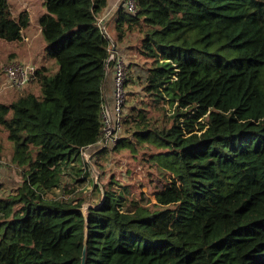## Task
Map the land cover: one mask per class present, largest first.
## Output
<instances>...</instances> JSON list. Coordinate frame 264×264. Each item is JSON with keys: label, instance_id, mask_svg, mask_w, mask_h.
Instances as JSON below:
<instances>
[{"label": "trees", "instance_id": "16d2710c", "mask_svg": "<svg viewBox=\"0 0 264 264\" xmlns=\"http://www.w3.org/2000/svg\"><path fill=\"white\" fill-rule=\"evenodd\" d=\"M44 1L40 25L59 71L36 67L30 84L41 94L26 89L0 103V131L22 176L0 196V264H82L84 253L85 264H264V0L116 9L117 40L141 34L138 53L151 61L144 97L168 125L158 128L130 90L128 133L115 150L155 147L145 160L163 185L155 203L124 210L111 182L87 217L83 198L47 195L76 159L78 180L91 173L81 149L102 135L112 42L98 18L110 0ZM29 25L27 11L15 17L0 0V39L21 41ZM3 147L0 138V156Z\"/></svg>", "mask_w": 264, "mask_h": 264}, {"label": "rangeland", "instance_id": "374dc122", "mask_svg": "<svg viewBox=\"0 0 264 264\" xmlns=\"http://www.w3.org/2000/svg\"><path fill=\"white\" fill-rule=\"evenodd\" d=\"M13 15H18L23 12H29L30 25L27 28V32L33 37L34 46L32 53L35 54L37 65L45 66L48 68L49 75L53 76L59 71V66L56 59L49 56L47 52V44L40 25V17L46 14V5L44 0H9ZM41 11L44 14L41 15ZM140 33H130L128 38L129 44L136 43V49L140 47ZM128 43V42H127ZM26 47L28 43H21L20 41H5L0 39V89L9 90L13 95L8 100L0 99L10 103L14 101L24 90L31 89L37 94H41V90L35 84H28L22 88H10L7 85V78L5 68L10 64L11 57L10 51H13L19 55L20 59L26 57ZM138 51V49H137ZM9 57V58H8ZM144 61H146L144 59ZM150 99L144 97L141 101L142 106L150 110L149 116L154 120H157L156 126L162 127L167 124L165 118L161 116L162 112L156 110L153 104L150 103ZM169 109V106H168ZM168 125V124H167ZM127 130L124 135H127ZM131 133V132H130ZM123 135V136H124ZM0 138L4 143L3 152L0 156L2 164V176L0 180V196L3 198L11 191H14L22 182V176L19 172V168L11 162V144L5 141V135L3 131H0ZM156 148L149 146L148 148H138L135 154L131 153L128 149L121 150H107L106 152L98 151L92 155L90 170L91 173L87 175L82 181L78 180L80 177L76 176V169L80 168V162L76 159L70 166L65 169V175L62 182V186L59 189H55L48 193L49 198H83L84 208L87 212V205H92L101 202L104 189L108 187L111 182L113 183L111 188L117 193H124L125 203L123 209L132 208V201H139L140 203H146V198L150 199L151 203L156 202L154 192L156 189L162 188L163 182L157 176L152 175L150 172H155L153 167H150V163L145 160L152 153L156 152ZM172 177L169 176L168 179ZM83 178V177H81ZM95 184H98L101 188V192L96 190ZM70 190H73L70 192Z\"/></svg>", "mask_w": 264, "mask_h": 264}, {"label": "built area", "instance_id": "2783aa9c", "mask_svg": "<svg viewBox=\"0 0 264 264\" xmlns=\"http://www.w3.org/2000/svg\"><path fill=\"white\" fill-rule=\"evenodd\" d=\"M120 6L126 8L128 12L136 13L137 9L135 0H121L120 3L116 5V8H119ZM105 18V16H99L98 24L104 33L110 37L106 31ZM109 51L110 55L107 59V67L112 65L114 71L113 108L112 110H109L103 106V129L100 140L92 146H87L81 149L82 160L89 164L91 163L92 158L91 152H98L105 149L112 150L117 146L119 140L124 135L125 119L128 115V91L126 80L130 70L124 57L115 53V51L113 52L111 47ZM35 70L36 66L33 64L12 60L5 68L7 85L10 88H22L27 86L34 78ZM2 164L3 162L0 160V180L2 176Z\"/></svg>", "mask_w": 264, "mask_h": 264}, {"label": "crops", "instance_id": "0c3cea01", "mask_svg": "<svg viewBox=\"0 0 264 264\" xmlns=\"http://www.w3.org/2000/svg\"><path fill=\"white\" fill-rule=\"evenodd\" d=\"M121 0H110L109 6L105 11H103L100 16H105V25L110 30V37L112 40V46L111 49L115 53H118L122 57H124L128 64L130 65V72H131V78L129 79L128 83V93L130 90L134 92V98L135 102H138V100L144 99V93H143V87L145 86L144 78L147 74V69L151 64V61H144V58L141 57L137 51L136 43L132 42L129 44V35L126 36V38L123 41L117 40V33L114 30V17H115V11H116V5L120 3ZM29 13V12H28ZM44 14L43 11H41V15ZM33 37L27 32V28L23 30V37L20 41L21 43H28V47H26V57L25 59H20L19 55L17 53L10 51V56L12 60H18L24 63H30L38 67L37 62H41L40 60L37 61L35 54L32 53V49L34 46V42L32 41ZM128 42V43H127ZM115 47V48H114ZM8 57V58H9ZM110 69L107 71L106 74V80L103 85V95H104V106L106 109L112 110L113 108V91H114V71L112 65H109ZM109 68V67H108ZM13 93H11L9 90H2L0 89V99L8 100ZM143 96V97H142ZM7 103L5 101H1L0 103ZM132 99L131 97H128V108L127 111L131 109ZM97 151L91 152V154H96Z\"/></svg>", "mask_w": 264, "mask_h": 264}, {"label": "water", "instance_id": "95a60500", "mask_svg": "<svg viewBox=\"0 0 264 264\" xmlns=\"http://www.w3.org/2000/svg\"><path fill=\"white\" fill-rule=\"evenodd\" d=\"M122 3H123V2H122ZM114 48H115V47H114ZM103 199H104V198H103ZM102 201H103V200H102ZM86 207L89 208V207H92V205H87ZM93 207H96V206H93ZM82 211L84 212L85 217H87V212H86V210L83 208ZM86 231H87V228H86ZM85 257H86V255H85V253H84V254H83L82 264H85Z\"/></svg>", "mask_w": 264, "mask_h": 264}]
</instances>
